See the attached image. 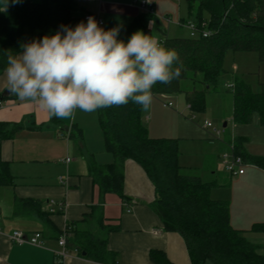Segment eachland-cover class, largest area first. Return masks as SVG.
<instances>
[{"label":"trees","instance_id":"1","mask_svg":"<svg viewBox=\"0 0 264 264\" xmlns=\"http://www.w3.org/2000/svg\"><path fill=\"white\" fill-rule=\"evenodd\" d=\"M184 1L189 12L194 10L191 20L197 32L193 36L188 33L187 36L171 37L162 31L158 40L164 47L176 51L174 66L179 69V75L167 84L153 85L152 95L181 91L178 84L184 78L199 81L202 88L182 91L188 108L199 111L204 108V90L214 88L224 72L222 60L226 52H255L258 62L264 66V0ZM202 9L209 14L207 27L201 17ZM76 10L79 12L74 0H17L16 3L8 0L6 9L0 11V70L4 67L6 54L20 50L21 44L45 33L51 34L63 25L72 26ZM154 17L153 11L141 10L120 38L126 40L136 30L152 35L149 23ZM202 31L208 34L202 36ZM228 87L232 94V122L246 124L256 115L258 124L264 127V80L258 82L257 89H252L239 76H232ZM96 112L104 148L113 156V161L108 164H98L93 158L89 161V172L102 191H115L123 197L124 161L132 159L144 168L154 185V202L161 211L163 227L182 236L191 264H204L205 261L264 264L262 244L246 240L241 229L231 226L226 201L209 197L208 188L213 184L202 181L178 164L177 138L149 136L143 122V109L131 101ZM20 127L0 121V139L10 138ZM246 140L244 136H234L228 144L243 161L264 169V156L250 155L244 150ZM10 183L8 165L0 160V186ZM41 205L42 202L36 199L14 201L15 211L21 213L41 214ZM90 214L102 232L110 231L99 208L93 207ZM251 228L264 231V222L254 223ZM65 231L82 257L98 262L106 260L105 238L89 230H78L73 223L67 224ZM151 257L159 264L162 261L157 253H152Z\"/></svg>","mask_w":264,"mask_h":264},{"label":"crops","instance_id":"2","mask_svg":"<svg viewBox=\"0 0 264 264\" xmlns=\"http://www.w3.org/2000/svg\"><path fill=\"white\" fill-rule=\"evenodd\" d=\"M116 5L124 6L108 1L99 4L98 10H104V16L100 13L103 27L121 25L120 38L136 14L133 16V10L126 6L114 12ZM82 12L76 13L78 22L83 20ZM2 81L0 76V87ZM0 101V121L21 126L10 138L0 139V160L7 163L11 176L9 185L0 186V264H159L151 257L152 253L160 256V264H191L182 236L164 229L161 211L154 202L155 187L141 165L132 159L124 161L123 197L115 191H102L92 178L89 172L91 158L98 164L113 161L112 154L104 148L101 129L97 128V112L77 109L69 118H49L36 102L22 101L7 90ZM153 105L151 102L149 109ZM185 105L188 107L186 102ZM161 107L167 108L162 104ZM169 116L176 118L173 113ZM179 123L178 120L173 122L178 131L176 135L160 137L177 138L178 148L182 145V150L191 147L199 151L191 165L180 160L181 155H178L177 162L181 167L194 172L198 168L197 162H210L215 150L218 156V152L228 149L232 136L223 144L209 138H196L194 130L182 133ZM201 126L202 130L207 128L204 122ZM147 130L149 132L148 126ZM65 133H68L67 137L62 135ZM156 134L150 136L157 137ZM66 156L70 158L67 163L63 161ZM249 164L252 172L264 175L258 166ZM244 174L237 180L244 181ZM16 199L39 200L42 202L41 214L15 211ZM48 200L55 201L52 212L47 210ZM93 207L101 210L104 224L110 228L107 233L94 223L90 214ZM69 223L78 230H89L105 238L108 254L104 262L82 257L67 238V231L66 254L62 257L55 255L54 251L60 249L57 240ZM14 230L28 236L39 232L40 245L14 243L9 238ZM204 264L212 263L205 261Z\"/></svg>","mask_w":264,"mask_h":264},{"label":"clouds","instance_id":"3","mask_svg":"<svg viewBox=\"0 0 264 264\" xmlns=\"http://www.w3.org/2000/svg\"><path fill=\"white\" fill-rule=\"evenodd\" d=\"M7 4L0 0V11ZM120 30L121 25L105 28L89 15L21 44L6 54L0 92L34 101L57 119L77 109L94 112L130 101L147 110L153 85L179 75L177 53L151 32L136 30L125 40L118 38Z\"/></svg>","mask_w":264,"mask_h":264},{"label":"rangeland","instance_id":"4","mask_svg":"<svg viewBox=\"0 0 264 264\" xmlns=\"http://www.w3.org/2000/svg\"><path fill=\"white\" fill-rule=\"evenodd\" d=\"M38 1V0H33ZM78 8H82L87 12H96L98 5L113 1L120 5L133 10L137 14L141 10L131 7L135 5L133 0H74ZM153 4V13L155 17L150 21L149 25L152 35L158 39L162 37L164 31L168 36H187L189 33L185 25H180V20L188 21L194 16L193 11L189 12L184 0H149ZM118 6V5H116ZM121 6L115 7L117 12ZM137 6V5H135ZM78 9L82 12V10ZM101 11V12H100ZM99 12L104 16V10ZM76 10L71 20L74 26L76 19ZM201 17L206 22L209 14L205 9L201 10ZM205 27V28H206ZM222 68L224 72L219 76L216 86L204 90V108L199 111L189 109L184 102L183 92L190 90L192 87L202 88L199 81L192 82L190 79L184 78L179 80V89L173 94L152 95L153 105L145 112L143 110V122L145 127L151 133H157L160 136H174L178 131L174 128L173 122L178 120L182 133H190L194 130V137L203 139H212L213 141L223 144L231 136H244L247 140L243 144L244 150L250 155L264 156V127L258 124L257 116L254 115L252 120L246 124H234L231 120V89L228 87L232 81V76H239L243 81L250 84L252 89L258 88V82L264 80V66L257 60L255 52L250 51H228L224 54L222 60ZM172 102V106L162 108L163 102ZM96 112V111H94ZM175 112V113H174ZM176 114V118L169 114ZM147 119V120H146ZM204 120L212 124L211 128L201 129ZM97 128L99 129L98 120ZM225 123V126H223ZM192 126V127H191ZM218 129L219 133L214 134L212 129ZM148 131V130H147ZM89 136L92 134V128L88 127ZM181 144V143H180ZM228 145V144H227ZM182 145L178 148L180 160L190 165L199 156L193 148H185ZM216 147V146H215ZM214 147V148H215ZM224 147V146H223ZM212 160L197 162V170L184 168L190 173L199 176L202 181L210 182L208 195L211 199L226 201L229 208V222L232 227L241 229L242 235L246 240L252 243H260L263 246L261 250L264 252V231H258L251 228L254 223L264 222V175H260L257 171H253L251 164H246L242 174L246 177L244 181L237 180L240 175H230L221 164L222 155L229 154L228 150L218 152L214 151ZM110 154V153H109ZM197 161V160H196ZM183 162V163H184ZM213 165V166H211ZM261 170L264 171L261 167ZM199 169V170H198ZM213 171V172H212ZM217 186H216V185Z\"/></svg>","mask_w":264,"mask_h":264},{"label":"built area","instance_id":"5","mask_svg":"<svg viewBox=\"0 0 264 264\" xmlns=\"http://www.w3.org/2000/svg\"><path fill=\"white\" fill-rule=\"evenodd\" d=\"M132 3H134L135 5H137V7L140 10H144V11H148V12H152L153 11V7L151 6V3L149 0H133ZM91 15L93 16L98 24H100L101 26L104 25V21L100 15L99 10H97L96 12H85L82 15V19L84 21H86V18ZM180 25H185L188 30H189V35L193 36L196 34L197 32V28L195 27L194 23L192 20H188V21H180ZM202 36H206L208 34V32L206 31H202L201 32ZM0 105H1V101H0ZM163 107H171L172 106V102H163L162 103ZM204 127L207 128H211L212 124L209 121H204ZM213 132L215 134L219 133L218 129L213 128L212 129ZM64 137L68 136V133L62 134ZM228 151L229 154H223L222 155V160H221V164L223 166V169L229 173L230 175H240L243 173L244 171V166L246 164H249L248 162H245L242 160V158L238 155H235L232 151V145L228 144ZM70 160V158L68 156H66L63 161L64 162H68ZM55 201L54 200H48L47 201V210L49 212L53 211V205H54ZM58 205H62V203H58ZM66 227L64 228L62 234L59 236V239L57 240L58 245L60 246V249L55 250V255L58 257H62L65 256L66 254V250H65V246H66ZM39 237H40V233L39 232H33L31 235H26L23 232L19 231V230H14L9 234V238L16 244H23V243H28V244H32V245H40L39 242Z\"/></svg>","mask_w":264,"mask_h":264},{"label":"water","instance_id":"6","mask_svg":"<svg viewBox=\"0 0 264 264\" xmlns=\"http://www.w3.org/2000/svg\"><path fill=\"white\" fill-rule=\"evenodd\" d=\"M4 94H5V92H4ZM4 94L3 93L0 94V97H3ZM223 126H225V123H223Z\"/></svg>","mask_w":264,"mask_h":264}]
</instances>
